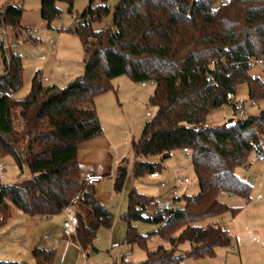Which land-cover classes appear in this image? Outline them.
I'll use <instances>...</instances> for the list:
<instances>
[{"label":"trees","instance_id":"1","mask_svg":"<svg viewBox=\"0 0 264 264\" xmlns=\"http://www.w3.org/2000/svg\"><path fill=\"white\" fill-rule=\"evenodd\" d=\"M59 1L72 6L75 0H41V15L49 25L62 11ZM95 1L89 0L70 28L83 42L85 71L65 86L45 84L36 74L28 94L17 98L23 59L0 43V157H12L20 170L15 182L0 179V223L9 217L11 206L31 216L63 211L82 183L80 143L104 132L96 98L114 89V78L126 74L136 82L155 84L149 103L157 107L133 142V174L140 178L161 172L175 151L187 148L200 190L174 198L183 207H165L144 218L157 201L133 187L122 215L128 224L125 242L145 246L157 235L166 244L148 250L143 261L123 257L114 264H186L188 258L215 256L233 237L218 220L204 222L241 211L222 199L223 191L250 200L252 185L236 170L248 163L251 152L264 159V108L221 125H211L207 118L242 84H247L252 103L264 101L263 78L249 72L251 58L264 59V0H121L113 13L114 29L93 28L111 11L106 1ZM23 13L16 4L0 8V28H14L18 35L28 28L22 24ZM128 175L124 158L113 176L117 192ZM95 185L86 186L82 198L91 206L93 220L87 222L78 213L76 236L83 249L93 246L100 226L111 227L114 221ZM138 219L160 227L143 234L134 224ZM186 242L190 246L183 249ZM56 254V248L39 246L33 252L37 264H52Z\"/></svg>","mask_w":264,"mask_h":264},{"label":"rangeland","instance_id":"2","mask_svg":"<svg viewBox=\"0 0 264 264\" xmlns=\"http://www.w3.org/2000/svg\"><path fill=\"white\" fill-rule=\"evenodd\" d=\"M102 1L96 0L95 3L99 4ZM104 1L110 6L111 11L102 20L93 23L94 29L115 28L113 13L121 0ZM10 4L23 7L22 23L32 29L34 37L38 39L37 42L31 39L11 48L22 56L24 65L23 85L16 93L17 98H23L28 94L32 79L36 74L43 79L45 84L65 86L84 73L85 49L83 42L80 36L70 28L78 22L77 18L89 4V0H75L72 6L68 2L59 1L58 6L62 11L51 21L50 25L47 20L42 18L41 0H0V8ZM4 29L8 35L16 32L14 28L7 26H2L0 32ZM1 54L0 48V72L3 70ZM261 76L264 80V75ZM46 77L48 80H45ZM112 84L114 89L102 93L96 98L98 113L104 126V132L101 135L102 144L110 146V152L114 156L112 172L114 173L117 166L126 158L130 173L123 191L116 193L109 204L110 209L114 212L112 226L102 225L99 227L94 239V246L88 248L84 264H114L120 262L123 257L140 262L147 258L148 250L155 249L160 243L166 244V241L157 235L152 236L145 246L125 242L128 224L122 219V215L128 208V194L133 187L157 201L155 206L148 208V214L165 207H183L184 202L182 200L174 202V198L184 194H196L200 190L191 158L182 149L175 151L164 162L167 168L162 173L169 177V182L165 187L160 186L149 175L138 178L132 173L136 159L133 142L140 138L146 121L157 112V107L149 103L150 95L155 90V84L148 82V85L144 87L141 82L134 81L126 74L114 78ZM237 94L248 100L250 112L256 113L264 108L263 100H256L252 103L247 84L240 85L237 88ZM231 114V108L224 104L208 115L207 122L211 125H221L228 121L227 118ZM241 118L243 117H235L236 120ZM1 158H4L6 162V171L4 176L0 174V179L4 183L15 182L20 174L18 166L12 157ZM236 172L251 183L250 200L237 194L222 195V199L229 205L242 207L241 211L236 216L227 213L222 217L204 222V224L211 220L221 222L232 234V244L228 247H218L216 255L212 257L188 258L186 264H264V159L259 158L255 152H251L248 163L239 166ZM24 176H30L28 169ZM179 176L189 177L190 182H178ZM173 186H176L177 194H174ZM109 191L114 192V179L110 180L104 188V192ZM20 218L11 214L6 223H0V253L3 248L9 247L16 238L22 237L21 226L14 225L21 224ZM51 222L55 224L56 231L59 230L60 218L53 215ZM134 224L143 234L158 230L160 227V223L144 219L135 220ZM189 246V242H186L183 249H188ZM94 248H96L95 251ZM5 255L3 254V256ZM12 257L15 256L6 255L0 259L20 261ZM21 261L28 262L27 258Z\"/></svg>","mask_w":264,"mask_h":264},{"label":"crops","instance_id":"3","mask_svg":"<svg viewBox=\"0 0 264 264\" xmlns=\"http://www.w3.org/2000/svg\"><path fill=\"white\" fill-rule=\"evenodd\" d=\"M45 80H48V78L46 77ZM147 85L148 84H142L144 87ZM101 135L95 136L80 143L79 160L81 163L82 174L87 172H95L102 173L107 176L106 180L97 183L95 187L97 197L104 204L109 206V204H111V199L116 195V193L119 192H117L115 189L114 192H104V188H106L108 182L112 180L114 176V173L111 170L114 156L110 152V146L102 144ZM183 152L185 151L183 150ZM180 177L181 176L178 177V182H182L179 180ZM173 187V189H175L176 186ZM78 209L87 222H91L93 220L92 208L90 205L82 201ZM11 214L16 215V217H21L19 219L21 224L14 225L17 227L21 226L22 237L16 238L15 241L9 245V247L3 248L1 251L2 253H0V257L4 258L6 255L11 257V255H13L15 257L12 258H16L20 261L24 258H27L29 264H37V261L33 256V252L34 249L39 246L43 248L57 249V254L52 264H84L85 255L88 252V249L82 248L76 235L71 237L64 235L63 220L65 216L63 212L55 215L56 218H60V228L57 231L55 224L51 222L53 215L31 216L20 211L15 206H11L10 215ZM8 218L5 219L4 223L7 222ZM2 219L3 216L0 215V220ZM17 234L19 235L18 232ZM3 254L6 255L3 256Z\"/></svg>","mask_w":264,"mask_h":264},{"label":"built area","instance_id":"4","mask_svg":"<svg viewBox=\"0 0 264 264\" xmlns=\"http://www.w3.org/2000/svg\"><path fill=\"white\" fill-rule=\"evenodd\" d=\"M32 29H23L18 35L14 32L12 35H8L6 29L2 30L0 32V39L4 50L8 51L11 48L17 46L19 43L25 42L30 40V38L34 37ZM215 62L212 61V64ZM249 72L253 78L256 77H262L261 75H264V59H261L259 57H253L249 61ZM148 82H142L143 85H146ZM153 83V82H152ZM227 105L231 108L232 114L227 118V120H230L232 118L235 119L236 116L245 117L248 115L250 110V104L248 100L245 98L239 96L237 92L230 91L227 93ZM184 151L188 154L190 157V151L185 148ZM6 171V162L4 158L0 157V174L1 176L5 175ZM150 177L152 179H155L157 183L165 187L169 182V177L164 176L160 171H154L150 174ZM107 179V176H105L102 173H95V172H87L83 175L82 183L79 189L75 192V194L72 196L69 203L64 207L63 214H64V220H63V233L67 237H71L76 235L77 230L80 225V217H79V205L83 201V195H84V189L86 186L91 184H97L99 182H102ZM180 181L188 183L190 182L189 177L179 178ZM174 194H177V190L174 189ZM223 195H226L227 192L223 191Z\"/></svg>","mask_w":264,"mask_h":264},{"label":"water","instance_id":"5","mask_svg":"<svg viewBox=\"0 0 264 264\" xmlns=\"http://www.w3.org/2000/svg\"><path fill=\"white\" fill-rule=\"evenodd\" d=\"M143 217H144V218H147V217H148V213H147V212H144V213H143Z\"/></svg>","mask_w":264,"mask_h":264}]
</instances>
